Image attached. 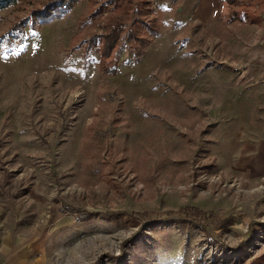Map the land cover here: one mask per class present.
I'll use <instances>...</instances> for the list:
<instances>
[{"label":"rangeland","instance_id":"1","mask_svg":"<svg viewBox=\"0 0 264 264\" xmlns=\"http://www.w3.org/2000/svg\"><path fill=\"white\" fill-rule=\"evenodd\" d=\"M43 1L0 10V264H264V173L220 150L235 115L206 121L191 75L225 31L186 27L185 0L128 17L81 0L39 27L27 2ZM134 9L158 34L105 74L102 38Z\"/></svg>","mask_w":264,"mask_h":264},{"label":"crops","instance_id":"2","mask_svg":"<svg viewBox=\"0 0 264 264\" xmlns=\"http://www.w3.org/2000/svg\"><path fill=\"white\" fill-rule=\"evenodd\" d=\"M181 10L177 18L187 21L186 27H195L196 33L225 31L222 37H214L218 42L210 48L214 52L200 56L202 68L191 75L211 87L206 100L211 105L205 109L211 115L206 121L212 117L211 109L217 111L218 120L235 115V137L220 136L224 141L220 150L228 151L227 157H241L242 170L249 167L254 173H264V0H185ZM223 48L230 52L223 53ZM218 51L222 54L213 58ZM209 63L213 64L207 67ZM234 139V148H223Z\"/></svg>","mask_w":264,"mask_h":264},{"label":"trees","instance_id":"3","mask_svg":"<svg viewBox=\"0 0 264 264\" xmlns=\"http://www.w3.org/2000/svg\"><path fill=\"white\" fill-rule=\"evenodd\" d=\"M23 0H0V10L17 5L21 3ZM81 0H44L40 4H35L32 2H27L29 5H37L35 8L31 9V15L29 16L31 19H34L36 23H38L39 27L45 26L50 24L52 21L61 18L63 15L71 11L72 7L79 3ZM122 1L125 2L126 8L124 15L128 17V11L131 0H106L104 4H102L100 7L101 9L107 8L110 9V7L113 5L114 9L111 8L112 11L118 10L121 8ZM25 2V0H24ZM146 2H142L143 7L145 6ZM146 7V6H145ZM144 10V8H143ZM135 16V23L132 21L130 24H125V22H122V24L118 21L115 22L116 19L111 20L112 26H109V30L106 33V35L102 38L103 43L102 47L100 48L99 52H101V59L98 61V66L101 72L108 74L110 76H115L117 74V67H118V55H119V48L127 44L131 51H134L133 55H136L135 57H140L142 54V51L148 46V44L151 42V38L146 37V34L143 32L148 31L151 36H155L158 34L159 28L154 26L153 24L143 21L141 18V10L134 9ZM95 16V13L93 14ZM27 18L26 21H30ZM23 26V24L20 25V28ZM139 30L142 32L141 35H137L136 33H139ZM18 37V36H17ZM131 42V44H130ZM22 43V42H21ZM18 43V44H21ZM89 45L91 48L94 46H97L96 39L94 40V37L90 39L87 42L86 49L89 51L91 48H89ZM139 47V48H138ZM99 49V47H96ZM132 48V49H131ZM116 50L114 53L113 51ZM141 49V51H139ZM96 51V49H95ZM92 52V51H91ZM87 54L89 52L85 51V57H87ZM136 58L137 60L139 59ZM88 59V57L86 58ZM136 60V61H137Z\"/></svg>","mask_w":264,"mask_h":264},{"label":"built area","instance_id":"4","mask_svg":"<svg viewBox=\"0 0 264 264\" xmlns=\"http://www.w3.org/2000/svg\"><path fill=\"white\" fill-rule=\"evenodd\" d=\"M262 18H263V21H264V13H263V15H262Z\"/></svg>","mask_w":264,"mask_h":264}]
</instances>
